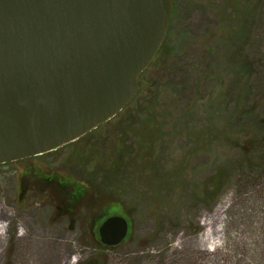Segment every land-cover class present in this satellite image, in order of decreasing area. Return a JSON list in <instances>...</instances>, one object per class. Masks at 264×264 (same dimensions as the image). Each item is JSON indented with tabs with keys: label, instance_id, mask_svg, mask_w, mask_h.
<instances>
[{
	"label": "rangeland",
	"instance_id": "obj_1",
	"mask_svg": "<svg viewBox=\"0 0 264 264\" xmlns=\"http://www.w3.org/2000/svg\"><path fill=\"white\" fill-rule=\"evenodd\" d=\"M171 6L121 112L56 151L0 165V264H264V0ZM33 164L88 187L92 207L72 223L58 215V187L20 192ZM220 168L229 175L211 198L204 187ZM104 209L131 225L113 250L89 236V216Z\"/></svg>",
	"mask_w": 264,
	"mask_h": 264
},
{
	"label": "water",
	"instance_id": "obj_2",
	"mask_svg": "<svg viewBox=\"0 0 264 264\" xmlns=\"http://www.w3.org/2000/svg\"><path fill=\"white\" fill-rule=\"evenodd\" d=\"M171 0H0V165L56 151L135 97L168 30ZM131 225L107 217L99 244Z\"/></svg>",
	"mask_w": 264,
	"mask_h": 264
},
{
	"label": "flooded vegetation",
	"instance_id": "obj_3",
	"mask_svg": "<svg viewBox=\"0 0 264 264\" xmlns=\"http://www.w3.org/2000/svg\"><path fill=\"white\" fill-rule=\"evenodd\" d=\"M23 172L27 174L28 183H31V185H29L28 183H26L25 185H19L20 192H30V190L33 189L34 186L36 187L38 185H43L42 187H49L50 189L55 190L58 187V195L55 196L60 204V206H57L58 215L68 216V218L71 219L72 223L77 218L79 208L82 209V211H84V209L89 210L88 207L91 208L92 206H87L88 203L86 201L94 200L97 198V195L95 193H90L88 187L86 188L73 186L67 181H63L61 178H58V176L53 173H45L34 164L27 166L25 169H23ZM61 181H63V183ZM93 211L94 214L89 216V236L91 242L99 243L98 229L108 216L105 212L97 213V210Z\"/></svg>",
	"mask_w": 264,
	"mask_h": 264
},
{
	"label": "trees",
	"instance_id": "obj_4",
	"mask_svg": "<svg viewBox=\"0 0 264 264\" xmlns=\"http://www.w3.org/2000/svg\"><path fill=\"white\" fill-rule=\"evenodd\" d=\"M155 60V59H154ZM153 60V61H154ZM142 74L140 75V77H139V81H140V84H141V82H142ZM139 93V92H138ZM147 107V106H146ZM154 108V106L152 105V106H150L148 109L147 108H144V109H147V110H150L151 111V109H153ZM154 110V109H153ZM163 110H165V109H163ZM164 112V111H163ZM163 112H162V114H163ZM181 112V111H180ZM148 113H149V115H146L145 114V116H147L148 118H150V116H151V114H150V112L148 111ZM160 114V113H159ZM159 114L158 113H155V115H153L152 117H154L153 118V120L155 119V117H159ZM185 114H187L186 116L187 117H189L190 118V116H191V113L190 112H186ZM152 121V120H151ZM160 137H161V135H160ZM159 137V138H160ZM161 140H162V138H161ZM245 144V143H244ZM247 144V143H246ZM252 146H253V144L254 143H250ZM243 150V149H242ZM241 154H242V151H241ZM117 155H119V154H117ZM111 166V165H110ZM116 166H118V165H116V163H113L112 164V166L111 167H108L107 169H106V172H109V173H112V175L114 176V174H115V172H116V170H117V168H116ZM228 175H229V172L226 170V169H224V168H220L219 169V171H216L212 176H211V178H210V180L208 181V182H206V184H205V187H204V193H205V195H207V196H210L211 198H213L215 195H217V193H219L220 192V190H221V188L223 187V185H224V183L227 181V178H228ZM106 177H107V173H106ZM108 178V177H107ZM80 189H82V188H80ZM84 191V190H83ZM103 212H107V213H110L111 211H110V209H108V210H102ZM121 213V212H120ZM130 233H131V231H130ZM130 235V234H129ZM102 249H110V250H113L112 248H104L103 246H100ZM96 262H97V260H95ZM85 264H89V262L88 263H85Z\"/></svg>",
	"mask_w": 264,
	"mask_h": 264
},
{
	"label": "bare ground",
	"instance_id": "obj_5",
	"mask_svg": "<svg viewBox=\"0 0 264 264\" xmlns=\"http://www.w3.org/2000/svg\"><path fill=\"white\" fill-rule=\"evenodd\" d=\"M203 225L209 226V222H205ZM4 230H5V225L0 223V239L1 240H2L3 235H4ZM211 236H212V234L210 233V231L207 230L200 235L199 240L203 244H206V243L210 242Z\"/></svg>",
	"mask_w": 264,
	"mask_h": 264
}]
</instances>
